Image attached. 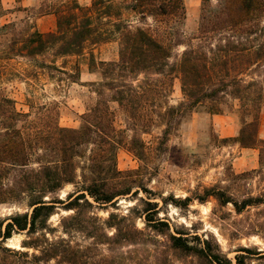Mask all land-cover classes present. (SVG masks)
Here are the masks:
<instances>
[{
	"label": "trees",
	"instance_id": "16d2710c",
	"mask_svg": "<svg viewBox=\"0 0 264 264\" xmlns=\"http://www.w3.org/2000/svg\"><path fill=\"white\" fill-rule=\"evenodd\" d=\"M43 11L56 15V29L47 33L32 31L21 46L25 56L33 58L49 48L55 49L57 57L85 56L88 45L117 42V60L97 61L94 51L88 52L91 70L95 66L103 69L99 92L113 91L110 100L118 102L144 132L149 122L154 121L148 114L149 106L154 107L151 112L164 125L159 146L167 143L172 129L179 128L186 115L199 105L206 106L210 113L222 114L231 108L229 99L237 100L243 125L234 140L245 148H259L260 168L255 172H263L264 139L259 138L258 130L264 94L254 80L240 77L245 70L242 65L258 63L263 44L253 50L254 46L243 44L239 38L228 39L224 46L214 49L210 46L212 56L201 46H189L171 60L175 49L184 44L181 26L187 14L185 0H92L89 6L77 0H62L60 5L51 4ZM261 21H264V0H217L214 8L211 0H202L200 37L224 31L239 36L256 33ZM41 67H52L76 81L77 75L63 70L64 65L42 62ZM116 71L119 77L111 78ZM134 75H143L140 84L134 85L130 80ZM175 78L181 82L185 100L173 106L163 98L172 92ZM107 103L108 100L101 101L84 113L80 128L56 125L52 133L44 131L43 126L36 128L34 121L29 120L30 113L18 111L13 98L0 97V204L26 199L30 209L14 213L6 221L0 219V264H88V248H81L69 239L72 233L83 231L78 212L80 200L91 205L89 195L105 204L131 191L119 178L122 171L116 160L122 140ZM244 116L251 119L246 121ZM54 134L58 136L55 138ZM136 143L133 139L128 147L134 153ZM84 145L93 148L87 166H80L78 158L83 156ZM79 169L88 171L82 174V188L69 193L67 201L55 196L66 184L77 183ZM246 174L237 177L244 178ZM206 195L214 196L222 206L231 203L237 213L264 205V192L237 200L212 187L206 190ZM197 199L203 201L205 196ZM146 204L149 206L144 209L146 224L168 235L175 250L194 254L210 264H246L248 257L262 253L258 248L242 246L233 261L219 248L215 250L209 239L195 244L183 233L171 232L168 222L157 215V202ZM59 207L74 211L70 220L75 223L69 230L62 226L68 238L56 236L57 228L49 224ZM113 216L105 222L114 229L109 239L135 241L139 229L113 224L110 221ZM19 231L27 235L21 248L6 246L5 241ZM88 233L100 239L98 232Z\"/></svg>",
	"mask_w": 264,
	"mask_h": 264
},
{
	"label": "rangeland",
	"instance_id": "374dc122",
	"mask_svg": "<svg viewBox=\"0 0 264 264\" xmlns=\"http://www.w3.org/2000/svg\"><path fill=\"white\" fill-rule=\"evenodd\" d=\"M61 1L53 0V4L60 5ZM189 4L190 8L195 7V11H189ZM189 4L185 1L187 14L181 26L184 44L175 49L171 60L189 46H201L212 56L210 46L213 49L224 46L228 39L236 41L239 38L243 44L254 46L253 50L261 44L264 46V21H261L256 33L239 36L224 31L200 37L202 0H192ZM216 6L217 0H211V7ZM2 13L0 8V15ZM5 25L0 26V97L13 98L18 111L30 113L29 120L34 121L36 128L43 126L44 131L52 133L56 125L80 128L82 115L101 101L108 100L114 126L120 132L122 144L117 149L116 160L118 169L122 171L119 178L131 191L105 204L94 201L89 195L91 205L81 199L78 212L83 231L72 233L69 237L74 244L88 248V264H210L194 254L173 249L168 235L147 225L143 217L144 209L149 207L147 201L157 202V215L168 222L171 232L177 235L181 232L195 244L209 239L215 250L219 248L233 261L242 246L258 248L262 253L248 257L246 264H264V205L248 207L237 213L231 203L222 206L214 196L206 195V190L212 187L227 192L237 200L264 192V170L262 173L255 172L260 168L259 148H248L244 152L234 140L243 125L237 100L229 99L231 108L222 114L210 113L206 106L199 105L186 115L179 128L172 129L167 143L159 146L164 125L151 112L154 107L149 106L148 109L154 121L149 122L144 132L118 102L110 100L113 91L104 89L102 94L99 92L103 69L95 66L91 70L88 52L94 51L97 61L117 60V42L95 47L88 45L85 56L57 57L55 49L49 48L32 58L25 56V51L21 49L24 40L37 30L33 29L30 20L22 19ZM260 53L258 63L248 67L242 65L245 70L240 77L246 81L254 80L264 94V47ZM42 62L50 65L54 62L57 67L64 65L63 70L77 75L76 81L52 67H41ZM110 77L119 75L116 71ZM142 79L143 75H134L130 80L137 85ZM163 100L173 106L185 100L178 78L173 81L172 92ZM244 117L246 121L251 119ZM57 136L54 134L55 138ZM258 136L264 139V100ZM133 139L137 140L134 148L138 155L128 148ZM92 148L93 145L83 146V156L78 158L80 166H87ZM242 155H246L244 160L249 167L240 170L237 158ZM253 161H256V167H250ZM83 172L88 174L87 170L79 169L77 183L66 184L54 195L67 201L69 193L82 188ZM244 172L247 173L244 178L237 177ZM197 196H205V199L200 201ZM186 197L191 200L186 201ZM26 211H30L26 199L19 203L0 204V219L6 221L16 212ZM73 214V210L56 209L49 219V224L58 230L56 236L68 238L62 226L64 230H69L74 221L70 220ZM111 214L114 215L110 218L113 224L139 229L141 233L137 234L135 241L113 242L109 239L114 229L107 227L105 222ZM89 230L98 232L100 239L87 234ZM25 239L27 235L24 231L14 232L5 245L21 248Z\"/></svg>",
	"mask_w": 264,
	"mask_h": 264
},
{
	"label": "crops",
	"instance_id": "0c3cea01",
	"mask_svg": "<svg viewBox=\"0 0 264 264\" xmlns=\"http://www.w3.org/2000/svg\"><path fill=\"white\" fill-rule=\"evenodd\" d=\"M83 6H89L92 0H77ZM187 5L192 0H185ZM53 0H0V8L3 13L0 15V26L5 24L21 21L22 19L30 20L33 24V29H37L42 33L54 31L56 29V15L50 12L43 11L53 4ZM195 11V7L189 11ZM226 130V129H225ZM245 152L248 148L242 147ZM246 155L237 158L238 169L243 170L248 168L247 162L244 160ZM250 167H256V161L251 162Z\"/></svg>",
	"mask_w": 264,
	"mask_h": 264
}]
</instances>
